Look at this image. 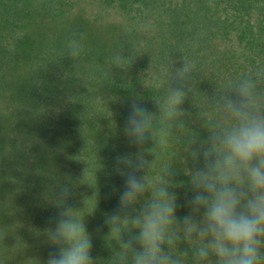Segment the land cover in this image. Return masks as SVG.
Segmentation results:
<instances>
[{
    "label": "trees",
    "instance_id": "obj_1",
    "mask_svg": "<svg viewBox=\"0 0 264 264\" xmlns=\"http://www.w3.org/2000/svg\"><path fill=\"white\" fill-rule=\"evenodd\" d=\"M71 37L83 44L77 59L67 53ZM116 53L123 68L109 63ZM182 58L195 72L182 105L187 128L176 135L203 140L206 96L264 68V0H0V264H46L55 249L43 232L62 185L94 264H112L118 245L105 218L122 186L115 157L140 150L123 135L129 103L158 113L153 97L163 98L171 78L161 68ZM154 146H142L148 160L157 153L149 178L173 163L182 217L191 162L178 143Z\"/></svg>",
    "mask_w": 264,
    "mask_h": 264
},
{
    "label": "clouds",
    "instance_id": "obj_2",
    "mask_svg": "<svg viewBox=\"0 0 264 264\" xmlns=\"http://www.w3.org/2000/svg\"><path fill=\"white\" fill-rule=\"evenodd\" d=\"M66 47L72 59L84 51L75 37ZM109 63L123 68L121 53ZM169 72L163 98L153 97L158 113L136 99L129 103L123 135L140 150L115 157L122 186L113 187L117 207L105 218L118 245L112 264H264V68L230 79L206 96L208 109L199 113L208 133L203 140L191 131L176 135L187 128L182 105L192 92L195 66L182 58L179 67L161 68ZM150 140L161 150L182 145L185 164L191 162L184 169L189 211L182 217L172 190L173 163L149 178L157 153L149 151L155 158L148 160L142 146ZM71 195L69 185L55 194L57 212L43 232L55 251L46 264H94L91 236L68 202ZM181 243L187 245L183 250Z\"/></svg>",
    "mask_w": 264,
    "mask_h": 264
}]
</instances>
